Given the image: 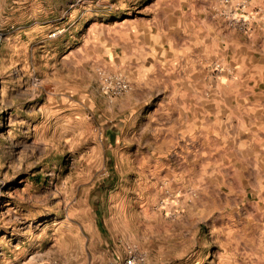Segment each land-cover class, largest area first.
<instances>
[{
  "label": "rangeland",
  "instance_id": "rangeland-1",
  "mask_svg": "<svg viewBox=\"0 0 264 264\" xmlns=\"http://www.w3.org/2000/svg\"><path fill=\"white\" fill-rule=\"evenodd\" d=\"M264 264V0H0V264Z\"/></svg>",
  "mask_w": 264,
  "mask_h": 264
},
{
  "label": "built area",
  "instance_id": "built-area-1",
  "mask_svg": "<svg viewBox=\"0 0 264 264\" xmlns=\"http://www.w3.org/2000/svg\"><path fill=\"white\" fill-rule=\"evenodd\" d=\"M135 260V256L133 254H128L127 257L125 258V263L126 264H133Z\"/></svg>",
  "mask_w": 264,
  "mask_h": 264
}]
</instances>
